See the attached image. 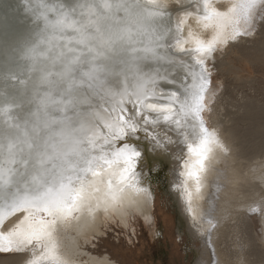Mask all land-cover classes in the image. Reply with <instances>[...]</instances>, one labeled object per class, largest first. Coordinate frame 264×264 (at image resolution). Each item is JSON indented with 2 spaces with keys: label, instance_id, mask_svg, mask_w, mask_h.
Instances as JSON below:
<instances>
[{
  "label": "snow or ice",
  "instance_id": "obj_1",
  "mask_svg": "<svg viewBox=\"0 0 264 264\" xmlns=\"http://www.w3.org/2000/svg\"><path fill=\"white\" fill-rule=\"evenodd\" d=\"M15 10L18 28L0 41V252L72 264L83 253L66 255L58 237L85 207L151 223L148 145L179 149L176 187L194 212L207 162L230 151L210 125L224 88L217 53L264 24V0H19ZM247 210L264 214V194Z\"/></svg>",
  "mask_w": 264,
  "mask_h": 264
},
{
  "label": "rangeland",
  "instance_id": "obj_2",
  "mask_svg": "<svg viewBox=\"0 0 264 264\" xmlns=\"http://www.w3.org/2000/svg\"><path fill=\"white\" fill-rule=\"evenodd\" d=\"M216 63L219 69L216 79L224 88L214 103L210 125L220 134L231 133L237 146L236 153L231 150L227 154L222 153L220 170L217 169L219 174L217 171L214 175L219 176V179L215 177L219 181L231 162L242 163V171L264 163V24L256 25L252 36L230 42L217 53ZM221 138L226 141L223 135ZM235 154L236 160L232 156ZM263 178L245 180L243 194L248 197L254 191L255 195L240 209L241 215L236 214V218L229 221L222 241L218 242L221 251L233 264L243 261V264H264V218L260 213L250 214L247 210L251 201L264 194ZM205 187L208 188V182ZM245 199L244 196L242 200ZM151 211L153 222L164 235L156 241H151L152 226L142 215L134 213L128 215L127 220L113 215L105 219L106 223H101L98 235L81 241V249H87L97 257L107 254L118 264H194L195 252L202 247L201 241L191 239L187 230H177V204L170 194L163 191L162 185H152ZM18 255L15 252L0 253V260ZM14 260L10 264L19 262Z\"/></svg>",
  "mask_w": 264,
  "mask_h": 264
},
{
  "label": "bare ground",
  "instance_id": "obj_3",
  "mask_svg": "<svg viewBox=\"0 0 264 264\" xmlns=\"http://www.w3.org/2000/svg\"><path fill=\"white\" fill-rule=\"evenodd\" d=\"M18 2L19 0H0V41H3L7 36H11L18 28L16 20L19 16V13L17 10H15V6ZM164 2L174 4L177 3V0H164ZM261 25V23L257 24V26ZM4 62V51L2 48H0V92L4 91ZM8 91H11V89H9ZM211 116H213V114H211ZM221 135H223V137L225 138V143L230 146L229 149L232 151V153H236L237 146L234 144L232 134L224 132L221 133ZM173 148H176V146H173ZM179 154L180 153L178 148H176V150L172 153H168L160 149H157L156 152H152V145H148L145 165L148 169H152L153 166H155V170L150 174H147V180L150 181L151 193L153 184L162 185L163 191L170 194L177 204V230L179 232L187 230V232L191 236V239H199L201 241L202 247H200V249H197L195 252L196 259L194 264H209L210 258L213 261H217L218 264H233L229 261L227 255L223 251H221L218 242L222 241L223 235L228 229L229 221L236 218V214L241 215L240 209H242L246 205V203L251 200V196L255 195L253 191L247 197V194H243L244 189L242 187L246 185L245 180L247 181L253 180L254 178H263L262 175H264V166L262 165H264V163H259L256 168L251 166V168H247L242 171V163L238 161L231 162L232 165L224 174L223 179L219 180L221 182H219L215 179L216 176L214 175L218 170H220L219 163L220 161H222V153L217 152L213 156L212 160L210 162H207L211 168V171L207 176L208 188L204 187L202 189L204 199H200L199 197L195 198L192 204L194 212L190 213L188 210V205L186 203V196H182V189H177L176 187L177 184L182 183L183 177L179 176L178 171L175 172V174L173 172V169L175 168V164L173 163V161L175 159V156ZM232 156H234L235 160L237 159L236 154ZM185 158H187L186 153ZM212 173L214 179H212ZM217 179H219V176ZM263 180L262 182H264ZM217 185L220 186L219 191H217ZM244 196L246 199L242 200ZM260 198L261 196H258L256 199L260 200ZM92 207L95 208V201L92 202ZM151 209L152 197L145 210V215L150 216L152 220L153 212L151 211ZM209 209L212 210L211 218L214 219V222L217 225V227L213 229L211 236H209L206 231V221L209 216L205 215V213H207ZM77 214H79L78 219H72L70 222L62 226L58 238L60 240L61 250L66 255L75 256L77 253H83V255H81L79 259H74L72 261V264H88V262L94 255L89 256L87 253H85L84 250L81 249V241L89 240L92 236L99 233V227L101 223L105 221V219H110L111 217H113V215H117L127 220V216L112 213L105 214L102 210L99 212H89L87 207H85L81 213ZM261 215L264 218V214ZM142 217L144 218L143 215ZM149 224H151L152 226L150 229L151 241H156L159 236H164L163 232H161V229L156 226V222H153L152 220ZM18 254V256H12L0 260V264H10L14 259L15 263H17V260L19 261L17 264H25L24 255L20 253ZM101 257L110 260L111 264H118L107 254ZM243 263L244 261L241 264Z\"/></svg>",
  "mask_w": 264,
  "mask_h": 264
}]
</instances>
